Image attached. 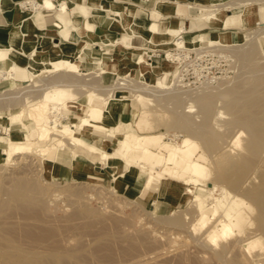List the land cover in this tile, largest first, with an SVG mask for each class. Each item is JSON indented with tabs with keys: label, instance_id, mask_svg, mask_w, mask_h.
Returning <instances> with one entry per match:
<instances>
[{
	"label": "bare ground",
	"instance_id": "obj_1",
	"mask_svg": "<svg viewBox=\"0 0 264 264\" xmlns=\"http://www.w3.org/2000/svg\"><path fill=\"white\" fill-rule=\"evenodd\" d=\"M69 1L20 0V6L22 8L29 6L32 8L31 11L23 12L7 34L6 40H1L0 38V62L7 64L6 68H0V80L16 79L14 76L15 71L24 72L26 74L24 76L28 77V80L32 79L31 82L26 83L24 86L1 90L0 107L9 109L11 105L15 106L19 103L23 105L26 101L34 99L27 108L22 106L18 110L9 111L7 122H3L0 115L2 131L8 133L12 124L19 125V123L20 128L23 130L20 137L16 139L8 136L4 141L2 136H0V146L5 154L4 161L6 163L0 172V181L10 178V175L8 177L7 175L14 171H11L12 168L8 170L7 165L14 163L16 165L17 159L30 155L35 141H47L54 136L56 139L51 143L39 144L35 148L40 157L47 159L49 162L55 158V152L52 151L54 147L69 152L72 163L74 162L77 165L80 162L82 163L78 157H84L81 153H77L74 150L77 146L102 160L110 158L122 159L131 166L137 163L133 164L132 158H129V153L133 152V150L139 149L144 155L154 156V153L143 144V140L149 135L137 133L135 126L126 129L125 127L127 126L123 122L120 125L122 136L116 148L110 152L102 146L106 140L105 132L109 131L106 121L110 118V111H119L122 107L126 108L128 106L127 98H123L122 94L119 95L117 92L127 91L133 97L139 99L140 102H138L140 104L142 99H146L145 102L144 100L142 101L144 103V105L142 104L143 108H141V112L136 117L135 124L138 128L145 125L147 113L150 112H147L148 109L154 108L156 110L158 107V111H163L168 115L165 121L166 125L185 132L184 138H182L180 143L181 146L185 147L190 144L192 137H194L200 139L206 145V149L210 150L209 154H207L209 156L208 159L200 153L192 155V152L188 155L189 152L179 151L175 153L176 155L173 159L168 156L162 158L156 164L153 163V166L151 164L147 169L145 166L144 187L149 190H156V187L159 186L163 193L167 192L168 188L173 185L172 182H169V178L172 177L180 179L181 184L191 183L195 187L200 184L198 188L201 190L205 188L208 192L205 197H202L197 191L196 193L193 192L192 202L194 206L192 213L190 211L192 215L188 211L176 208L163 217L162 214L156 213L160 210V203L164 202V200L158 198L154 199V208L147 210L145 214L148 213L156 217L157 223L158 219H160V221L164 220L165 223L173 224L172 226L176 225L186 229L195 241L197 237L201 238L202 240H200L203 244L198 240L199 244L201 243L200 246H206L211 251L212 257H214L212 259H215L219 264H261V260L254 261L252 256L258 255L261 250L264 251V247H259L260 237H264V50L262 47L263 39L260 40L259 35L264 33V27L249 31L242 42L232 41L231 33L222 35L218 32L216 36L209 37L207 40L203 38V35H200L198 37L199 44L194 45L195 42L190 39L191 37H184L182 33L185 31L182 20L173 21L174 25H170L171 28L164 27L162 29L158 23L154 22L143 25L138 21L139 9L132 10L130 6H122L119 3L108 0H100L98 4L91 0L89 5L93 12L99 15L105 14L108 19L116 21L121 27L123 36L114 40L104 37L102 41L105 45L110 44L115 47L107 49L98 61H92L93 67L86 68V62L81 59V56L86 53V45L89 41H84L78 51L61 50L57 52L55 51V44H53L52 49L46 50L43 48L45 38L41 39L40 43H37L35 42V32L32 34L26 33L30 17L35 14L37 22L42 20L40 16V9L42 8L44 10L54 9L57 17V20L50 24L57 30L56 32H49L50 35L48 37L50 39L58 35L68 41H74L81 38L82 33L85 31L90 34V31L93 30V24L88 19L86 6L80 3L73 4L70 10L71 16L64 18L68 11ZM249 1L230 0L225 4L211 1L206 6V11L191 14L189 17L198 25L201 19L207 21L221 19L219 14L221 7H229L228 9L230 10L241 5V11L236 15L246 25L248 23L247 15L251 13L247 6ZM159 2L161 3V1ZM159 2H156L158 6ZM189 4L203 7L207 3L203 0H193ZM3 6L4 4H2ZM32 13L34 14L32 15ZM230 15L223 18L225 24L230 20ZM257 15L261 17L263 13L259 11ZM159 33L164 35L162 39L158 38L157 35ZM129 37H144L147 43L143 46L130 45L126 42ZM19 39L20 43L18 46L16 42ZM171 41L174 45L173 49L171 47L162 48L163 53L161 52L166 60H169L166 64L170 67L173 64L177 65L182 59L184 60L190 51L201 54L217 47H228L231 49V54L240 59L239 62H241L242 68L245 69L243 74L246 73L248 76L246 78L245 74V78L239 79L238 77L242 74H237L233 78L236 79V76H238V81H235V79V82L231 80L217 81V83L215 82L216 84H211L210 78L207 77L208 80L201 81L203 83H200L197 87L195 86V89L194 87L193 89L181 87L179 83L181 79L179 67L181 66H176V72L173 74L170 71L171 69L165 71L163 68L160 76L152 77V71H159L160 66L156 60H149L150 53L145 57L142 50L149 48L153 44H168ZM98 42L96 38H92L90 43ZM27 43L30 44L31 48L29 61L25 65H20L16 60V56L18 51L23 49ZM113 50L117 52V55L114 56L111 53ZM155 51H159V49H153L152 52L154 53ZM121 57L126 58L128 61H133V63L129 71L117 74L115 72L116 65L119 63L117 59ZM85 58L90 57L86 54ZM189 59L187 58V61H185L188 62ZM184 63L182 64L184 65ZM185 67L187 66L185 65ZM136 68H139L137 77L134 76ZM192 69L195 70L194 68ZM102 73L116 75H114L112 82L104 83L100 80ZM194 73L196 74V72ZM244 76L242 75V77ZM219 78L221 79L222 77ZM233 78L231 79L233 80ZM54 84L68 86L74 93H77L80 85L87 84L91 90L90 95L94 93L95 95L98 93L101 95L98 98V103H90L87 99L78 98L82 102V107H80L82 114L76 121L62 122L60 117L66 118V115L60 112L59 108L73 104L68 103L61 97L57 98L56 101H49V93L46 92V89L53 87ZM6 98H9L10 101L5 103L3 99ZM86 105L87 108L83 109ZM24 114H26V118L34 122L37 128V134L34 139L29 136L30 129L23 121ZM161 114L163 113L161 112ZM88 132L96 137L90 143H85L82 134ZM100 139L103 140L102 145L97 144ZM167 149L170 150L169 153L176 151L174 146ZM60 158L63 159V157ZM202 159H206V161ZM25 161H23L24 164L27 163ZM150 161L148 164H150ZM216 161L221 162V165L217 166ZM24 164L22 163L21 165ZM29 164L24 166L29 167ZM24 166L22 167L24 168ZM142 167H144V164ZM155 168L159 169L158 173H154ZM28 172L23 170L21 174H15V176L13 175L14 173L11 174L13 177L9 181V187L2 184L3 181L0 183V264H91L89 257L81 253L78 248L76 250L70 249V247L69 249H65V247L62 249L63 247L55 248L48 245L46 248H40L35 246L36 244H27L29 241L25 242L18 237H33L25 234L29 232L28 229L30 230L29 227L32 226H27L26 224L22 226L23 223L21 224V222L23 221L20 222L17 219L20 222L17 223L16 218V221H13L14 219L7 221L8 218L6 220L5 216L11 217L1 214L6 208V204L13 202L12 205L17 206L19 201L31 199L33 195L45 194V191L49 188L47 181L48 184H44L43 179V182L39 179L37 171L32 174L33 176H29ZM164 174H168V178H165V176L164 179ZM160 179L163 180L161 181ZM115 183L119 184L118 179ZM61 187L59 192L66 194L69 199L68 202L72 204H76L81 197L84 200L85 197L87 198L95 193L92 191V193L85 195L82 188L74 185ZM218 187L220 192L215 195L214 190ZM186 191L192 193L195 190L190 186L187 187ZM53 193L55 194L52 191V195ZM106 200L109 202L110 198ZM113 200L112 198L110 203L114 202V205L122 203V200L119 202L118 198ZM249 211H252L251 216H247ZM218 216L222 217V224L218 229H215L213 223ZM194 218L199 220V224L189 229L190 222ZM250 219H254L258 223V228L255 231L240 230L237 234H233L234 224H238L242 228L244 223ZM23 228L26 230H23ZM22 233L24 235H21ZM232 234L233 236H231ZM230 236L233 238L227 240V237ZM241 237H245V239H241ZM209 239L215 242L216 245H209L207 241ZM61 240L63 242L66 239ZM93 241L96 240L94 239ZM53 244L49 245L52 246ZM57 244L59 246V243ZM40 245L46 246L44 243H40ZM54 245L57 247L56 244ZM94 253H89V256L93 257ZM133 259L137 258L133 257ZM138 262L139 260H137ZM142 263L144 264L145 262Z\"/></svg>",
	"mask_w": 264,
	"mask_h": 264
},
{
	"label": "rangeland",
	"instance_id": "obj_2",
	"mask_svg": "<svg viewBox=\"0 0 264 264\" xmlns=\"http://www.w3.org/2000/svg\"><path fill=\"white\" fill-rule=\"evenodd\" d=\"M93 1H95L98 4L100 0H93ZM144 1H147L151 4L150 16L152 20L145 21L142 18L143 2H139V0H137L136 2H138L140 6L139 7L138 5H135V7L137 8L130 5L132 10L135 9L140 10L138 21L141 24L147 25L148 23L154 22V23H158V25L162 29L164 27L171 28L170 25H174L172 23L174 20L157 18L158 16L157 12L158 11L160 12L162 10V7L160 6L161 3L159 2V1L162 2V0H144ZM203 1L207 3L205 6L203 7L195 6L193 8L189 6L191 5L189 3L192 2H187V8L190 12V15L193 13L195 14L206 11L207 9L206 6L209 5L211 1L225 4L227 3V1L230 0H203ZM89 2H91V0H89ZM115 2L117 4L119 3V5L122 6L128 4V2L123 3L122 1L120 2V0H115ZM156 2H159L160 8ZM75 3H76L75 0L69 1V7L67 9L68 11L65 14L64 18L71 16L70 13L71 6H73V4ZM132 5H134V3ZM247 6L250 9L251 13L247 15L248 23H246V25H244L240 17L236 15L241 11L242 8L241 5L234 7V9H230V10L228 9L229 7H221L219 13L221 19L209 21L213 25L210 28H208L206 32H199L194 36H190L188 35V33H185L184 37H188V38L191 37L190 39H192L195 42L194 45H198L199 44L198 37L200 35H203V38L207 40L209 37L216 36L218 32L221 33L222 35L231 33L232 41L237 40L239 42H242L243 39L247 37L249 31H252L254 29L257 30L259 28L264 27V1L250 0ZM17 7L19 8V5ZM31 9L32 8L27 10L26 8H23V12H30ZM51 11H54V9H51ZM257 11L258 12L261 11L263 15L259 17V15H257L258 14ZM87 13H89V11ZM228 15H230L229 16L230 20H228L227 24H225L223 18H226ZM99 19H102V21L105 22L111 20L110 18L108 19L105 14L99 15ZM54 20H57V17L54 18ZM202 20L205 19H201L200 22H202ZM89 21L92 22L91 20ZM191 23H193L192 19H191ZM92 24L94 28V23L92 22ZM192 25L193 24H191L190 26L191 29L195 28L192 27ZM200 27H201V23L199 24L198 28ZM51 28L53 29L54 27ZM54 29L56 30V28ZM50 31H54V30H49V29L37 30V32L40 35H38L36 39L39 40L40 38L41 40L45 38V43L43 44L44 45L43 48L46 50H48L46 48L47 45L46 43L48 40H51L48 37V35H50L49 33ZM113 36L114 37L103 36V38L106 37L109 40H114L117 38H121L123 34L121 36L120 34ZM115 36H120V37H115ZM157 36L159 39H162L164 37V35H162L161 33H159ZM81 39L82 38H79L77 40L68 41V42L74 43L76 41H80ZM102 39L95 44L90 43V40L87 39L89 43L88 44L85 43L87 45H86V53L84 55L86 56L87 54L89 55L90 58H85L84 55L81 56V59H84L86 62V68L90 66L93 67V64L91 63L92 61L94 60L98 61L100 56L107 49H109L110 47H115L114 45H110V44L105 45ZM259 39L260 40L263 39L262 47L264 50V33L259 35ZM84 41H86V39L80 41L81 42L80 46H82ZM19 43H20V39L16 42V45L19 46ZM172 43L173 42L171 41L168 44H161V43L157 45L153 44L149 46V48L142 50L145 54L144 55L145 57L147 56L148 53H150L151 56L149 60L150 61L156 60L160 66L159 71L157 72L152 71L151 74L152 77L160 76L162 74L163 68L165 69V71L171 69L170 71L173 74L176 72V66L177 67L181 66L179 67L180 68L179 70H181L179 75L181 76L180 77L181 79L180 82L178 81L181 87L183 88L187 87L192 89L194 87L195 89V86L197 87L198 85H200L201 81H205L206 79L208 80V78H210L209 80L211 81V84H216L217 81L224 82L225 80L226 81L231 80L233 82L235 79L233 78L234 75L242 74L244 76L246 74V73L243 74V70L245 69L242 68L241 62H239L240 59H238L237 56L232 55L231 49H229L228 47H217L214 50H208L205 51L206 53L204 52L201 54H196L194 51H190V53H188L190 57L187 55V57L184 58L185 63L180 62L177 65L173 64L170 67L168 64H166V62H168L169 60H166V58L161 52H160L161 54L156 55L158 51H155L154 53L152 51L153 49H159L162 51V48L165 49L168 47H174ZM55 46H56L55 51L57 52L61 50H68L73 52L75 51L72 50L71 47H65V48L63 47L59 49L56 44ZM30 52H31V48L27 52L26 49L23 47V49L18 51L16 60L19 59L22 62V65H25L27 62L26 60L29 59L28 57ZM111 53L114 54V50ZM187 58L188 59L190 58L188 62H186ZM192 58H194L195 61L192 60ZM117 60L119 62L115 68V72H117V74L121 72L124 73L126 71H129L133 61H128L124 57L118 58ZM182 63H184V65ZM185 65L189 67L187 68L185 67ZM6 67L7 64L0 62V68H6ZM192 68H194L195 70H193ZM135 70L136 71L134 73V76L137 77L139 68H136ZM194 72H196V74ZM24 74H25L24 72L15 71L14 76L16 79L0 80V91L5 89L17 88L18 86H24L26 83L31 82L32 79L30 78L28 80V77L26 78ZM114 75L116 74L102 73L100 80L103 81L104 83L112 82L114 80ZM242 75L239 77L236 76V79L237 77L239 79L240 78L242 79L245 78V76L246 78L248 76L246 74L244 77H242ZM215 76L216 78L217 77L218 78L216 79ZM219 77L222 78L220 79ZM231 78H233V80ZM236 79L235 81L239 80ZM183 83H186L187 85ZM88 86L89 85L87 84L80 85V88L77 89V93H74L72 89H69L68 86H58L57 84H54L53 87H49L46 89V92L49 93L48 94L49 101H56L57 98L61 97L62 99L68 101V103L73 104L64 107L62 106L59 108V111L65 113L66 115V118L60 117V121L71 122V121H76L77 118H79V116L82 114V110H80V107H82V102L78 100V98L87 99L89 100L90 103H98V98L101 94L98 93L95 95V93L94 94L92 93L93 95H90L89 93H91V90L89 89ZM117 94L119 95L122 94L123 98H127V103L130 102L132 107L131 115H129L128 117L124 116V112L126 109H128V106L126 108L122 107V109H120L119 111L118 110L115 112L110 111L111 112L110 118L108 119V121H106V125H108L109 127V131L105 132L106 140L104 141L103 145H102L103 142L102 139L98 140L97 144L102 145L105 150L112 152L116 148V145L118 144V141L122 136L120 125L123 122V120H126L129 121L128 127H125L126 129L135 126V131L137 133L140 134L144 133L149 135V137L143 140V144L146 145L149 148V150L154 153L153 154L154 156L149 157L147 155H144V153L140 152L141 150L139 149L133 150V152L131 151L129 153L130 154L129 158H132L131 160H133V164L135 162H137L138 164L136 163L137 166L136 165L131 166L122 159L110 158L108 160H102L98 156L90 154L84 151V149L77 146L74 148V150L77 153H81L84 156V157H78L80 161L82 162L84 161L85 163L87 162L86 163L87 165L93 164V160L95 162L99 161L101 165L103 164V165L111 166V168L114 171L112 172V174H108V176L107 175L106 176L75 175L74 177H71L68 174H65L66 171L64 169H60L58 168V166H56L60 162L63 164H69L70 162H72L69 156V152L54 147L52 151L55 152V158L53 161L49 162L47 159L41 158L40 154L35 149L39 144L51 143L56 139V137L54 136L50 140L42 141V142L35 141L30 155H27L25 158L22 159L20 158L17 159L16 165L15 163L11 165H7V169L10 170L12 168L11 171L12 172L14 171L13 172L14 174L11 173V171L10 173L13 174L14 176L15 174H21L23 170L27 172L29 171L28 175L33 176L32 174H34V172L37 171L39 175V179H41V181L43 179L44 184L48 182L49 188L47 189V191H45V194L33 195L31 199L19 201L18 204L16 203L17 206L12 205L13 202L6 204L7 206L1 214L9 215L11 217L9 218L8 216H5L6 220L8 218L7 221H11L9 219L12 220L14 219L13 221H16L18 219L20 220V222L23 221L21 222V224L23 223L22 226L25 224L27 226H32L29 227L30 228V230L28 229L29 232L25 234H28L29 236H33V237H18L23 239L25 242L29 241L27 244L29 245L36 244L35 246H39L40 248H46L48 246L55 248L63 247L62 249H64V247L65 249H69L70 247V249H75V250L76 248H78L81 253L89 257L88 259L91 264H143L142 262H145L144 264H187V263L188 264H219L218 262H216L215 259H214L215 261L212 259L214 257H212L213 255H211L212 254L211 251L206 246L204 245L200 246L201 243L199 244V242H202L201 238L197 237L196 238L197 242H196L186 229L180 228L179 226L176 225L172 226L173 224L172 225L170 223L168 224V222L165 223L164 220L160 221V219H158L159 221L157 220L158 221L157 223L156 217L148 213L145 214L147 210H152L154 208L155 198L164 200V202L160 203L159 205L160 210L156 212L158 214H162L163 217L165 215L167 216L171 210L176 208L178 210L188 211V213H190L191 211L192 213V209L194 206L192 202L193 192L196 193L197 191V193H199L202 197H205L208 195V192L206 191L205 188H202V190L204 189V191H202L200 188H198L200 184L196 185L198 187H195V185L193 186V184L191 183L181 184L180 179L171 177L169 178L170 179L169 182H172L173 185L168 188L167 192L165 191L163 193L159 186L156 187V190H149L148 188L144 187L145 176H146L145 170L147 169V167L151 166V164L153 166V163L156 164V162H159V160H161L164 157L166 158L168 156H171L173 159L176 155L175 153L179 151H184L185 153L189 152L188 155H190V153L192 152H193L192 155L194 153L196 154L200 153L206 159H208L209 156L207 154H209L210 150L206 149V145L200 139L194 137H192L190 144H188L185 147L181 146L180 143L182 141V138H184L185 132L183 130L166 125L165 121L168 115L163 111L160 110L158 111L159 109L158 107L156 108V110L154 108L150 110L148 109L147 112L149 111L150 112L147 113L145 119L146 121L145 125L143 127L138 128L135 124L136 117L139 114V112H141L142 110L141 108H143L144 103L142 101L144 100L145 102L146 99L145 98L142 99L140 104L139 99H136L127 91L117 92ZM3 101L6 103L10 100L9 98H6L3 99ZM33 101L34 99H31L26 101L25 104L23 105L20 103L15 106L11 105L9 109L1 106L0 115L2 121L3 122L8 121L7 114L9 113V111L18 110L22 106L24 108H27V106ZM150 106L153 107V105L151 104ZM86 108L87 105L83 107V109ZM161 112L163 114H161ZM23 121L30 129L29 130L30 138L34 139L37 134V128L35 127L34 122L26 118V114H24L23 116ZM22 131L23 130L20 128V123L19 125L12 124L10 126V130L8 133L2 131L0 127V136H2V140L4 141L7 139L8 136H11L12 138L16 139L20 137ZM82 135L84 136L83 140L85 143H90L93 140V138L96 137L89 132L83 133ZM173 146L176 148V151L169 153L170 150H168L167 148ZM4 157L5 154L3 153L2 148L0 146V172L2 171V168L6 165L4 161ZM60 157H63V159H61ZM206 159H202V160L206 161ZM22 160L23 161L26 160L25 162H27L26 163L27 165L30 162L34 164L31 163L32 166H30L31 164H29V167L28 166L25 167L24 165L26 164H24ZM150 160L152 161V163ZM149 161L150 164H148ZM145 162L147 163V165H145L146 164ZM22 163L24 165H21ZM215 163L217 166L221 165V162L219 161H216ZM143 164L144 167H142ZM168 165H172V164H168ZM22 166H24V168ZM143 168H144V173H143ZM57 171H60L61 175L54 174V172ZM158 171H159L158 168L154 169V173H158ZM109 172H111V170ZM5 174L7 175V173ZM11 174L7 175V177L10 175V178L4 179V181L5 180L7 181L4 182L2 180L3 182L0 181V183L2 182V184L9 187L10 185L9 181L11 177H13L11 176ZM164 177L168 178V174H164L163 178ZM117 179L119 181V184L115 183ZM160 180L162 181L163 179ZM133 183H135V185ZM68 185H74L82 188L85 195L92 193V191L95 193H93L91 196L87 198L85 197L84 200L81 197L80 200L79 199L77 200L76 204H72L71 202L70 203L68 202L69 199L66 194L64 193L61 194L59 192L62 188L61 186H68ZM190 186L192 187L193 190H195L192 191V193L186 191L187 187ZM52 191L55 192V194L53 193L52 195ZM219 192H220L219 187L214 190L215 195H218ZM101 195L105 197L102 198ZM109 198L110 200L108 202V200L106 199ZM112 198L114 200L115 198H118V201L121 202L122 200V203H119V205L116 204L114 205V202L110 203V201H112ZM191 213L190 215H192ZM251 215H252V211H249L247 216H251ZM12 216L14 217L12 218ZM187 216H189V214H187ZM186 219L185 221H187ZM151 221L153 222V224ZM20 222L18 221L17 223ZM161 222H163L164 224ZM221 222H222V217L218 216L216 218V221L213 223L214 228L218 229L222 224ZM159 223L160 225H158ZM198 224H199V220L194 218L190 222L189 229H192V227H196ZM142 226L144 227L142 228ZM257 228H258L257 221L254 219L253 220L250 219L244 223L242 228H240L238 224H234L233 234L234 233L237 234L240 230L255 231V229ZM24 229L25 228H23V230ZM233 234L231 236H233ZM21 235L24 234L22 233ZM231 236L227 237V240L233 238ZM97 238H99L98 241ZM59 239L62 245L59 242ZM61 239H66V240H64L65 242L64 241L62 242ZM94 239L96 241H93ZM241 239H245V237H241ZM53 240H55L54 244H56L57 247L53 244ZM207 241L208 244L211 246L216 245V243L212 242V240L210 239ZM40 243L41 244L44 243L46 244V246L45 245L41 246ZM47 243L49 244L52 243L53 245L51 246ZM57 243H59V246ZM259 247H264L263 236L260 237ZM91 252L92 253L95 252L96 254L94 253V255H92L93 257H90L89 253ZM96 255L97 256L100 255L99 256L100 258L97 257ZM133 257H136L137 259H133ZM252 257L254 258V261L261 260V264H264L263 250L259 251L258 255H253ZM139 258H141L142 260ZM133 260L134 262H132ZM137 260H139L138 263Z\"/></svg>",
	"mask_w": 264,
	"mask_h": 264
},
{
	"label": "crops",
	"instance_id": "obj_3",
	"mask_svg": "<svg viewBox=\"0 0 264 264\" xmlns=\"http://www.w3.org/2000/svg\"><path fill=\"white\" fill-rule=\"evenodd\" d=\"M20 0H0V38L1 40H6L7 38V34L10 32V30L13 28L15 22L21 17V15L23 14V8L20 6L19 3ZM76 3H80L84 6H86L87 12L89 11V13L87 14V16L89 17V19L94 23V28L93 30L90 31V34L85 31L82 33L81 38L82 39H89L90 42H92V38H96L97 41H100L103 36H109V37H114L113 35H117L120 34V36L122 35V30L121 27L114 21V20H110V21H102V19H99V14L94 13L91 6L89 5V0H75ZM111 2H115V0H110ZM128 2L127 5L125 6H134L138 5V2H136L137 0H120V2ZM163 1V0H162ZM193 0H164L163 2H161L160 6L162 7V10L159 12H157V18L158 19H166V20H182L183 22V26L185 27V31H183L182 33H188V35L190 36H194L195 34L199 33V32H206L208 28H210L213 24H211L209 21L206 20H202V22H199V24L201 23V27L198 28L199 24L197 25L196 22L193 20V23H191V17H189L190 12L187 8V2H192ZM139 2H143L142 5V18L145 21H149L152 20L151 16H150V7L151 4L147 1H142L139 0ZM134 3V5H132ZM2 4H4V6L2 7ZM19 5V8L17 7ZM191 8L195 7L193 4L189 5ZM140 7V6H139ZM137 8V7H135ZM27 10L30 9V7L28 6L26 8ZM141 9V8H140ZM42 10V11H41ZM40 13H41V19L40 22L36 21V16L34 13H32L33 17H30L28 20V30L26 33L32 34L35 32V41L37 43H40V38L39 40L36 39V37L38 35H40L37 30L39 29H49V30H54V32H56L57 30H55L54 28L52 29L51 25L52 22L54 21V18H56L55 16V12L51 11V10H44V9H40ZM194 14V13H193ZM49 16V17H48ZM70 17V16H69ZM83 17V16H82ZM32 18V19H31ZM40 19V17H39ZM46 21V23H45ZM191 24L192 28L191 29ZM70 29V28H69ZM29 31V32H28ZM120 36H115V37H120ZM81 39V40H82ZM80 40V41H81ZM80 41H76L74 43H69L68 40L59 37L58 35L56 37H53L51 40L47 41V45L46 48L48 50L52 49L53 44H56L57 47L59 49L61 48H65V47H71L72 50L77 51L79 46H80ZM126 42L130 45H134V46H143L145 45V43H147V41L144 39V37H129L126 39ZM95 44V43H94ZM24 48L26 49V51L28 52L30 50V44L27 43L25 44ZM114 54L117 55V52L114 51ZM20 56V55H19ZM29 58V57H28ZM27 62L29 61L26 60ZM18 64L22 65V62L17 59ZM131 111H132V107L130 102H128V109L125 110L124 112V116L128 117L129 115H131ZM123 123H126L125 126L128 127L129 125V121L123 120ZM81 165V166H80ZM84 165V166H82ZM56 166H58V168L60 169H64L66 171L65 174H68L71 177H74L75 175H97V176H108V174H112V172L114 171L111 166L108 165H101L99 161L95 162L93 160V164L90 165H86V163L83 161L82 163L80 162V164H74V162H70L69 164H63V163H58ZM118 167V165H117ZM111 170V172H109ZM54 174L56 175H61L60 171L54 172ZM136 183V182H135ZM135 183H133L135 185Z\"/></svg>",
	"mask_w": 264,
	"mask_h": 264
},
{
	"label": "built area",
	"instance_id": "obj_4",
	"mask_svg": "<svg viewBox=\"0 0 264 264\" xmlns=\"http://www.w3.org/2000/svg\"><path fill=\"white\" fill-rule=\"evenodd\" d=\"M172 49H173V47H171ZM160 52H162L161 50H159L158 51V53L156 54V55H159V54H161ZM163 53V52H162ZM151 56V55H150ZM150 56H149V58H150ZM179 62H184V60L182 59L181 61H179Z\"/></svg>",
	"mask_w": 264,
	"mask_h": 264
}]
</instances>
